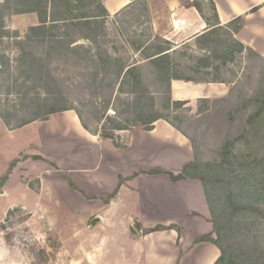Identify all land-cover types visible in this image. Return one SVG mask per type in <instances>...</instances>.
Here are the masks:
<instances>
[{
    "label": "rangeland",
    "instance_id": "374dc122",
    "mask_svg": "<svg viewBox=\"0 0 264 264\" xmlns=\"http://www.w3.org/2000/svg\"><path fill=\"white\" fill-rule=\"evenodd\" d=\"M5 1L0 0V6ZM4 22L7 29H3L2 32L8 33H3V36L0 37V107L7 113H19L22 116L26 111L22 106L29 102L25 103L19 94L21 85L17 79H20L21 73L16 60L20 51L17 46L18 39L15 38L14 33L19 32L23 37L28 31L21 32L14 29L21 26L18 23L17 15L6 17ZM100 32L101 35L97 38L96 43L76 37V42L73 45L75 49L70 47V49L60 48L54 51L51 58L45 62L47 64L49 61L46 76L50 75L54 78V85L58 86L57 89L62 90L65 94L66 101L60 103V107H74V110L66 111L82 113L84 121L91 126L92 131L99 132L102 136L116 134V141L121 145L118 149H127L129 145H127L125 133L130 132L134 127L114 133L110 129L114 122L108 118L125 119L120 114L126 110L127 104L132 98L131 95H128V92L132 90L130 86L132 78L127 76L124 79L126 68L137 66L132 69V74H138L142 87L150 89L155 94L159 89L167 91L169 78H159L158 71H155V65H151L149 60H145V56L151 54L152 51L149 49L143 51L146 47L144 43L155 40L151 14L145 3L137 5L131 11L117 17L116 20L107 18ZM36 53L44 54L43 49L39 46H37ZM256 55L250 54L248 51L245 59L244 57L243 59L238 58L234 65L227 67V78L233 83L228 98L201 102L202 104L196 105L198 107L195 108L182 102L176 108L171 106L170 112L163 108L168 104L165 100L166 96L158 97L160 100L157 101L159 107H162L160 108L161 114L166 115L176 126L180 127L191 142L193 159L189 162L197 159L203 164V168L210 170L212 178H215V171L218 169L219 176L221 173V176L225 178L230 176L231 180L239 175L236 179L238 182L235 183L236 187L227 190L225 186L221 188L224 189V192L220 194L224 198L232 190L236 199L234 201L239 203L254 202L255 200L248 195V189L251 187L256 190L257 183H259V189L264 186V181H262L264 180V171L262 172L263 168L260 167V171L257 170V174L252 176L260 178L259 181L252 180L246 185H241L243 181H240L242 178L246 179L243 174L247 168L246 153H254L260 158L264 157V136L262 133V138H255L250 145L245 142L246 139L242 136L243 130L247 126L249 112L258 108L257 103L249 101L250 97L264 91V59ZM9 60H11V69L6 67ZM182 63L188 65L190 61L185 60ZM123 68L125 71L121 78H118V72ZM181 71L182 69L179 71L180 73L178 72L179 74L171 75L173 77L197 75ZM123 79L124 81H122ZM34 82L36 85L32 83V86L37 89L36 92L42 93L40 89L45 87L38 88L36 86L40 82ZM233 141H235L234 144L230 146ZM248 148L253 151L246 150ZM139 153L142 154V152ZM231 154L237 157V160L234 161V165L228 167L229 169L222 170L215 166L223 160V157L230 156L229 158H231ZM54 167V170H57V167ZM152 170L155 169L141 172V169L137 168L133 177L137 178L140 173L152 176ZM232 170H234L233 173H231ZM25 171L27 172V170ZM58 172L63 175L59 168ZM22 176L25 178L24 183L32 184L34 193L41 194L42 192L41 204L30 205V200L25 201L23 205L11 210L4 222L0 223V264H144L140 235L143 232V227L155 224V221L150 220V218H155V214H153V208L150 207L149 212L146 213L148 219L144 218L145 222L142 220L143 212L138 195L131 197L128 206H102L100 201H95L101 200L105 203L109 196H101V199H93L94 201L75 206L76 201L73 198L74 204L70 208L60 198L61 196L67 198L70 196L64 194L61 187L57 192L51 188V185L50 187L47 184L42 185L36 177L31 180L33 183H28V175L22 174ZM153 182L151 179H147L148 186L153 187ZM201 186L205 192L202 182ZM39 189L40 191H38ZM237 190H241L242 197L245 196L244 200L236 194L240 192L235 193ZM161 192H158L157 189L150 190L148 196L154 198L157 194L160 196ZM164 193L165 196L167 194L171 197L178 194L177 191H172L170 188ZM72 195L76 196L75 193H71ZM205 198L207 201V197ZM153 201L149 199L148 202L152 203ZM166 201L168 199L162 201L166 205L165 207L168 204ZM175 201L176 205H179V200L175 199ZM260 204L264 208V198ZM207 205L209 207L208 201ZM132 214L133 216H131ZM178 216L186 219L183 214L179 213ZM188 216H190V220L185 221L184 233H181L175 226L176 230L178 229L177 231L183 235L182 246L185 249L194 247L201 249L202 244L196 243V240L213 231L211 212L206 217H200L196 213L188 214ZM95 218H100L101 222L92 225ZM149 230L151 229H144V233L150 234L147 233ZM259 234L264 254V225L261 226Z\"/></svg>",
    "mask_w": 264,
    "mask_h": 264
},
{
    "label": "crops",
    "instance_id": "0c3cea01",
    "mask_svg": "<svg viewBox=\"0 0 264 264\" xmlns=\"http://www.w3.org/2000/svg\"><path fill=\"white\" fill-rule=\"evenodd\" d=\"M100 1L110 20H116L137 5L145 3L151 14L154 38L158 36L168 40L177 53L185 51L184 48L189 46L186 51L193 57L210 55L198 49L196 42L214 27L208 25L197 8L186 6L194 0ZM211 1L217 11L220 26L226 27L239 17L244 18V26L237 33L232 32L234 39L228 41L235 61L221 67L218 74L190 75L188 78L191 81L172 79V100L186 102L193 108L201 102L228 98L233 83L227 78V67L234 65L238 58L245 59L248 48L264 59V0H205L204 4ZM17 19L21 26L14 29L21 32L40 24L36 13L17 15ZM239 44L245 46L241 53ZM211 71L210 68L208 72ZM186 73L193 74L188 70ZM125 135L129 147L118 149L112 141L87 131L74 111L54 113L45 120H37L19 128L9 127L0 115V223L4 222L11 210L23 205L25 201L30 200V205L41 204L42 192L34 193L32 184L24 183L22 174L28 175V183H33L31 180L36 177L42 185H51L54 191L59 192L61 187L63 193L70 196L60 198L70 208L74 204L73 198L75 206L94 201L74 191L58 172L59 168L88 195L114 196L107 203L95 200L100 201L102 206H128L131 197L138 195L144 222V218L148 219L146 213L149 208H153L155 218L150 220L155 221V224L143 227L140 235L144 264H177L180 257V264H203V261L207 264L206 260L210 257L213 258V264L219 255L214 244L203 242L201 249H185L182 246L181 233H184L185 221L190 220L188 214L196 213L206 217L210 212L201 182L173 181L166 174L149 176L140 173L137 178L133 177L137 168L141 172L163 169L177 175L183 165L193 159L189 139L165 120L155 122L151 131L137 125ZM54 166L57 170H54ZM120 178L124 180L122 185ZM147 179L154 181L153 187L148 186ZM169 188L178 194L165 196L164 191ZM154 189L162 191L160 196L157 194V198H149L148 192ZM71 193L76 196H71ZM148 198L154 201L149 203ZM164 199H168L167 207L162 203ZM175 199L179 200V205H176ZM179 213L186 219L179 217ZM171 226L178 227L181 233L178 229H170ZM153 228L159 230L144 233V229Z\"/></svg>",
    "mask_w": 264,
    "mask_h": 264
},
{
    "label": "trees",
    "instance_id": "16d2710c",
    "mask_svg": "<svg viewBox=\"0 0 264 264\" xmlns=\"http://www.w3.org/2000/svg\"><path fill=\"white\" fill-rule=\"evenodd\" d=\"M204 1L194 0L193 2H188L186 6L197 8L208 25L214 27L196 42L198 49L205 50L210 55L204 54L201 57H193L186 51L190 48L189 46L184 48L185 51L177 53L171 42L160 37H155L153 42H145L144 45L146 47H143V51L145 49L152 51L151 54L145 56V60H149L148 62L151 65H155V71H158L159 78H169L167 91L159 89L157 94H155L150 89L142 87L138 74H132V69L137 68V66L126 68V71L124 68L119 71L118 78H121L124 71L126 72L124 79L127 76L132 78L130 86L133 91L128 92V95H131L132 98L128 102L126 110L120 114L125 119L108 117L109 120L114 122V125L110 127L114 133L129 130L138 123L146 131H151L154 128L155 122L165 120L187 137L180 127L176 126L166 115L161 114L160 108L162 107H159L157 103L160 100L158 97H167L165 100H167L168 104L167 106H163V108L168 109L170 112L171 106H175L176 108V106L182 104V102H175L171 99L172 79L177 78L191 81L188 77H173L171 74H179L181 69L182 71L186 72L188 70L197 75L218 74L221 67L234 62L236 58L233 56L228 41L234 39L232 32L237 33L244 26L243 17L231 21L226 27L220 26L218 14L213 2L204 4ZM27 13H36L39 17L40 24L30 27L23 37L19 32L14 34L15 38L18 39L17 46L20 51L16 60V64L21 73L20 79H17L21 85L19 94L21 96L20 98H23L25 103L29 102V104H23L22 108L26 111H24L22 116L19 113H7L0 107V115L3 120L9 127L16 128L23 127L37 120H45L54 113L74 108L59 106L61 105L60 103L66 101V97L64 92L57 89L58 86L54 85V78L50 77V75L48 77L46 76L48 74L49 61L47 63L48 65L45 62L51 58L54 51L60 48L66 50L71 47L75 49L73 44L76 42V37L96 43L97 38L101 35L100 31L105 24V20L109 16L100 0H6L0 6V37L3 36V33H8L2 32L3 29H7L4 22L6 17ZM37 46L43 49L44 54L36 53ZM239 46L241 53L245 50V46L243 44H239ZM247 51L250 54L256 55L249 48ZM185 60L187 62L190 61V63L184 65L182 61ZM10 62L11 60L7 61L6 64L8 69L12 68ZM210 68L212 71L208 72ZM38 74L40 75L38 76ZM34 81L40 82L36 87H45L44 89H40L42 93L36 92L37 89L32 86V83L35 84ZM249 101L257 103L258 108L249 112L246 127L250 129L245 127L243 130L244 133L242 136L246 139L245 142L248 145L253 143L255 138H262V134L264 136V91H260L258 94L250 97ZM77 113L83 127L87 131L93 135H98L103 139L112 141L117 148L121 147L116 141V134H104L102 136L99 132L92 131L91 126L84 121L82 113L79 111ZM234 142H231L230 146ZM246 150L253 151L250 148ZM229 157H223V160L215 166L222 170L229 169L228 167L234 165V161L237 160V157L233 155L231 158ZM245 163H247V168L243 174L246 179L242 178L240 180L243 181L241 185H246L252 180L259 181L260 178H253L252 176L257 174L256 171L259 170V167L263 168L262 172L264 171V157L260 158L254 155V153H246ZM218 170L215 171V178H212L210 170L203 168V164L196 159L185 164L177 175L163 169L152 170L151 174H166L173 181L199 180L203 183L212 216L213 231L200 236L196 240V243L208 242L218 248L220 255L214 264H264V254L261 249V236L259 234L261 232V226L264 225V208L260 206L264 198V186L262 189H259V183H257L256 190L251 187L248 189V195L255 200L254 202L239 203L234 201L236 199L232 190L227 196L222 198L220 194L224 192V189L221 188L226 186L227 190H230L234 186L236 187L238 183L236 179L239 175H237V178H233L235 180H231L230 176L225 178L219 172L220 177L217 174ZM62 176L74 191L80 192L87 199H101L99 196L88 195L68 174L63 173ZM123 181L121 178V185ZM117 192L118 190L114 194ZM218 192L219 194H217ZM235 193L243 200L245 199V196L242 197L241 190H237ZM112 197L114 196H109L108 199L110 200ZM108 199L105 201H109ZM170 229H176V227L171 226ZM156 230L159 229L149 230L147 233H152ZM180 261L181 257L177 264H180Z\"/></svg>",
    "mask_w": 264,
    "mask_h": 264
},
{
    "label": "water",
    "instance_id": "95a60500",
    "mask_svg": "<svg viewBox=\"0 0 264 264\" xmlns=\"http://www.w3.org/2000/svg\"><path fill=\"white\" fill-rule=\"evenodd\" d=\"M100 221H101L100 218H95V219L92 221V225H94V224H96V223H98V222H100Z\"/></svg>",
    "mask_w": 264,
    "mask_h": 264
},
{
    "label": "bare ground",
    "instance_id": "6f19581e",
    "mask_svg": "<svg viewBox=\"0 0 264 264\" xmlns=\"http://www.w3.org/2000/svg\"><path fill=\"white\" fill-rule=\"evenodd\" d=\"M212 259H213L212 257H210V259H207V260H206L207 264H212V262H211Z\"/></svg>",
    "mask_w": 264,
    "mask_h": 264
}]
</instances>
